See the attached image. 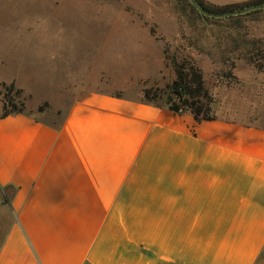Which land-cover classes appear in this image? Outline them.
<instances>
[{
	"label": "crops",
	"instance_id": "1",
	"mask_svg": "<svg viewBox=\"0 0 264 264\" xmlns=\"http://www.w3.org/2000/svg\"><path fill=\"white\" fill-rule=\"evenodd\" d=\"M239 76L211 121L86 90L0 118V264H264V75Z\"/></svg>",
	"mask_w": 264,
	"mask_h": 264
},
{
	"label": "rangeland",
	"instance_id": "2",
	"mask_svg": "<svg viewBox=\"0 0 264 264\" xmlns=\"http://www.w3.org/2000/svg\"><path fill=\"white\" fill-rule=\"evenodd\" d=\"M217 7L227 13L204 16L190 0H0V116L21 108L58 124L84 90H151L165 105L176 64L200 71L213 114L222 81L264 75V2Z\"/></svg>",
	"mask_w": 264,
	"mask_h": 264
},
{
	"label": "trees",
	"instance_id": "3",
	"mask_svg": "<svg viewBox=\"0 0 264 264\" xmlns=\"http://www.w3.org/2000/svg\"><path fill=\"white\" fill-rule=\"evenodd\" d=\"M200 6V8L206 13H227L226 8L220 9L217 6L210 5V8L205 6L201 0H194ZM264 0H255L250 4H259ZM232 7L238 5H230ZM175 68V80L170 86V93L174 96L173 100L168 97L165 101V105H158L155 102L157 94H152L151 90H145L143 92V101L151 104H155L160 107H166L173 113L189 112L196 121H211L214 119L212 115L211 104L213 102L211 96L208 94L204 87L203 79L200 71L193 65L189 67L181 66L179 64L174 65ZM23 109L12 110L7 112L5 108L0 118L7 117L10 114L23 113Z\"/></svg>",
	"mask_w": 264,
	"mask_h": 264
},
{
	"label": "water",
	"instance_id": "4",
	"mask_svg": "<svg viewBox=\"0 0 264 264\" xmlns=\"http://www.w3.org/2000/svg\"><path fill=\"white\" fill-rule=\"evenodd\" d=\"M192 6L200 13H202L204 16H207L208 14L206 12H204L200 6L194 1V0H190Z\"/></svg>",
	"mask_w": 264,
	"mask_h": 264
}]
</instances>
